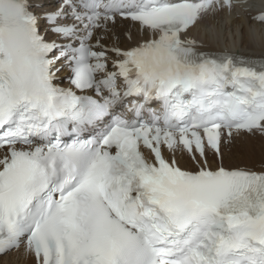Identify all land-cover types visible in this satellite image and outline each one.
Wrapping results in <instances>:
<instances>
[{
  "label": "snow or ice",
  "instance_id": "6c2138e0",
  "mask_svg": "<svg viewBox=\"0 0 264 264\" xmlns=\"http://www.w3.org/2000/svg\"><path fill=\"white\" fill-rule=\"evenodd\" d=\"M237 3L60 0L37 13V0H0V255L23 242L36 264H264V168L225 167L222 152L264 136V57L189 36ZM117 18L147 35L106 46L97 33Z\"/></svg>",
  "mask_w": 264,
  "mask_h": 264
},
{
  "label": "bare ground",
  "instance_id": "6f19581e",
  "mask_svg": "<svg viewBox=\"0 0 264 264\" xmlns=\"http://www.w3.org/2000/svg\"><path fill=\"white\" fill-rule=\"evenodd\" d=\"M252 7L254 4L248 2L237 5L228 14L216 12L206 15L191 30L189 36L207 48L234 47L244 52L264 53V24L253 23L250 20L247 12ZM114 26V34H117L119 38L117 42L123 47L133 45L147 35L139 32L135 25L125 20ZM128 35H131V40ZM109 40L113 42V39ZM222 152L223 166H260L264 164V136L256 133L235 137L230 144L222 147ZM211 157L214 161L211 166L216 167L220 161L217 158L214 159L212 155ZM22 255L21 258L15 254H9L0 261V264H32L29 252L24 250Z\"/></svg>",
  "mask_w": 264,
  "mask_h": 264
},
{
  "label": "rangeland",
  "instance_id": "374dc122",
  "mask_svg": "<svg viewBox=\"0 0 264 264\" xmlns=\"http://www.w3.org/2000/svg\"><path fill=\"white\" fill-rule=\"evenodd\" d=\"M259 155V154H258Z\"/></svg>",
  "mask_w": 264,
  "mask_h": 264
}]
</instances>
